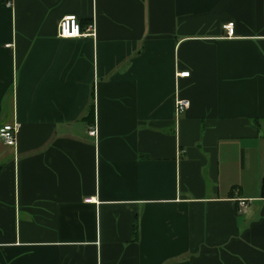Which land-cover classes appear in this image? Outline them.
I'll return each mask as SVG.
<instances>
[{
  "label": "crops",
  "instance_id": "obj_1",
  "mask_svg": "<svg viewBox=\"0 0 264 264\" xmlns=\"http://www.w3.org/2000/svg\"><path fill=\"white\" fill-rule=\"evenodd\" d=\"M12 122L0 264H264V0H0Z\"/></svg>",
  "mask_w": 264,
  "mask_h": 264
},
{
  "label": "built area",
  "instance_id": "obj_2",
  "mask_svg": "<svg viewBox=\"0 0 264 264\" xmlns=\"http://www.w3.org/2000/svg\"><path fill=\"white\" fill-rule=\"evenodd\" d=\"M226 32V37H232L234 35L233 22H228L223 25ZM58 36L62 38H76L87 37L94 35L93 27L88 26L86 29H82L75 15H65L58 22ZM188 71H181L176 73L179 77L188 76ZM189 105L187 99H183L175 95L173 102V113L175 116L181 114ZM19 123H5L0 126V141L7 146L15 147L17 133L19 130ZM90 135H95V128L89 131ZM246 207V201L244 199H238L237 210L242 212Z\"/></svg>",
  "mask_w": 264,
  "mask_h": 264
},
{
  "label": "trees",
  "instance_id": "obj_3",
  "mask_svg": "<svg viewBox=\"0 0 264 264\" xmlns=\"http://www.w3.org/2000/svg\"><path fill=\"white\" fill-rule=\"evenodd\" d=\"M263 181H264V177H263Z\"/></svg>",
  "mask_w": 264,
  "mask_h": 264
}]
</instances>
